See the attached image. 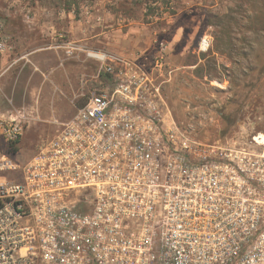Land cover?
Segmentation results:
<instances>
[{
    "label": "built area",
    "instance_id": "1",
    "mask_svg": "<svg viewBox=\"0 0 264 264\" xmlns=\"http://www.w3.org/2000/svg\"><path fill=\"white\" fill-rule=\"evenodd\" d=\"M159 46L152 70L85 50L106 86L23 162L28 117L0 112V264H264V132L211 143L180 125Z\"/></svg>",
    "mask_w": 264,
    "mask_h": 264
},
{
    "label": "rangeland",
    "instance_id": "2",
    "mask_svg": "<svg viewBox=\"0 0 264 264\" xmlns=\"http://www.w3.org/2000/svg\"><path fill=\"white\" fill-rule=\"evenodd\" d=\"M203 37L206 51L199 49ZM160 42L165 50L156 83L180 125L211 143L264 132V0H0L5 58L57 44L68 59L79 54L59 89L48 79L39 84L47 74L60 80L51 73L54 57L41 53L4 80L1 113L28 117L16 160L25 161L52 137V118H70L90 92L106 86L85 50L141 56L152 70Z\"/></svg>",
    "mask_w": 264,
    "mask_h": 264
},
{
    "label": "crops",
    "instance_id": "3",
    "mask_svg": "<svg viewBox=\"0 0 264 264\" xmlns=\"http://www.w3.org/2000/svg\"><path fill=\"white\" fill-rule=\"evenodd\" d=\"M23 41H28L26 38H23ZM25 44V42H24ZM87 44V43H86ZM62 44H57L54 47L50 46V47H37V48H23V50L21 51V54L18 58L16 57L14 58H5L4 56V50L0 51V92L4 89V83L6 80V78H8L9 76H11V72L12 69L16 66L19 67L18 73H20L23 68L25 66H27L28 64L31 63L30 57L32 55H36L38 53L44 54V55H51L54 57V62H51L54 65V68H51L52 66L49 65V60L47 59L44 62V66H49L52 69L51 73H54V75H58L60 80H56V78L54 80H52L51 78H49V74H47L45 76V80L40 82L39 84H41V86L43 87L44 85L47 84L46 79H48V81L52 84L55 85V87L57 89H59L60 87H62L64 85V81H63V76L62 74H67L68 75V69H75L76 66H73V63L76 62V60L74 58H78V52H74L75 55H72V57L70 56V58H66L64 56L63 53V49H62ZM68 59V60H66ZM74 67V68H73ZM50 73V74H51ZM70 76V75H69ZM67 76V77H69ZM71 76L73 77V74L71 72ZM47 77V78H46ZM66 83V82H65ZM59 92L61 93V91L59 90ZM1 96V95H0ZM54 98V96H53ZM57 99L60 100V102H62L61 97L57 96ZM1 112V110H0ZM68 113V112H67ZM67 113H65L64 115H66ZM45 114V118H46V110L44 111ZM64 115H62L61 117H63ZM53 119H57V117L52 118L50 121H52Z\"/></svg>",
    "mask_w": 264,
    "mask_h": 264
},
{
    "label": "trees",
    "instance_id": "4",
    "mask_svg": "<svg viewBox=\"0 0 264 264\" xmlns=\"http://www.w3.org/2000/svg\"><path fill=\"white\" fill-rule=\"evenodd\" d=\"M11 151H12L13 153H16V152L18 151V149H17V147H16V148H12Z\"/></svg>",
    "mask_w": 264,
    "mask_h": 264
}]
</instances>
